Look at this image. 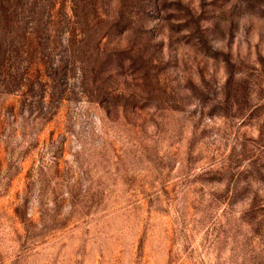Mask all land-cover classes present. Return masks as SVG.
Instances as JSON below:
<instances>
[{
    "label": "rangeland",
    "instance_id": "rangeland-1",
    "mask_svg": "<svg viewBox=\"0 0 264 264\" xmlns=\"http://www.w3.org/2000/svg\"><path fill=\"white\" fill-rule=\"evenodd\" d=\"M0 264H264V0H0Z\"/></svg>",
    "mask_w": 264,
    "mask_h": 264
}]
</instances>
